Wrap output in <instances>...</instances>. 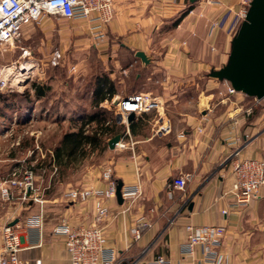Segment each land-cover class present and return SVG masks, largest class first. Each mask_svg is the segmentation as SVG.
Masks as SVG:
<instances>
[{"label": "rangeland", "instance_id": "obj_1", "mask_svg": "<svg viewBox=\"0 0 264 264\" xmlns=\"http://www.w3.org/2000/svg\"><path fill=\"white\" fill-rule=\"evenodd\" d=\"M175 1L173 0V2ZM185 1V8L174 16H170L166 23L153 31L154 38L149 51L152 50L150 54L156 55L158 59L164 55L170 46L169 40L172 31L175 29L174 21L185 10L199 8L201 0ZM205 2L212 4L215 0H205ZM165 3L168 6V3L171 2ZM241 7L242 5L239 3L237 9L227 8L223 14L214 16L212 19L228 17L224 27H220L217 32L214 31L215 33H211L209 30L208 25L211 19L207 27H204L207 30H204L203 34L202 31L199 34L190 31L193 36L196 35L197 39H200L202 50L205 41L208 40L211 50L214 51L218 45L217 36L222 31L229 37H234L239 28L233 34L229 17L238 12ZM200 11L192 15L195 22L200 17ZM147 13L148 11L145 12V15ZM91 25L85 20L47 16L39 23L25 26L20 41L14 47L0 46V70L3 66L10 67L8 72L10 74L13 72L12 77L18 75L19 69L17 68L20 64L25 62L38 63L31 78L16 84L18 78L13 80L9 77L10 83L16 85L0 89V222L4 224L9 221L11 224L17 220L21 223L19 228L20 243L26 251H29L27 249L34 244L31 241V235L37 233L39 237L40 233V230H30L25 225L29 215L33 213L42 214L43 212L42 231L45 232L47 227L51 226L42 244L48 243V238L51 239L52 243H63L61 239L52 235L53 225L66 216L72 215L74 217L76 211L83 209L81 201L69 202L70 200L66 196L67 192L77 187L92 186L83 185L88 176L99 174L98 178L101 180L102 170L109 164L114 170L113 152H111L113 149L110 151L109 147L104 150L101 148L92 150L88 147L86 156L79 155L71 162L63 161L62 166L53 161L54 149L59 145L63 135L68 131H77L85 123L87 114L96 111L92 102L98 76L106 75L115 83L116 93L112 99L103 101L100 104V109H105L108 112L107 124L111 122L110 124L114 125L115 123L114 126L118 127L119 134L122 136L128 132L129 126L120 122V117L111 102L115 98L128 97L134 92H151L152 95L159 96V98L162 96L163 109H160V113L157 110L151 112L150 116L153 119L159 118V115L162 114L166 116V119L174 122L175 119H182L186 113L193 112L200 115L205 109L206 113L211 114L208 115L210 117L226 113L230 120L232 113L240 110L233 103L235 97H231V99L229 97L228 103L222 104L221 97L225 96L221 94L222 91L225 92L224 86L221 85L223 81L210 76L211 70L215 68L203 71L202 74L190 76L200 86L191 84L187 86L184 80L188 78L184 77L180 79L182 82L179 85L173 89H166L163 72L159 71L152 74L151 63L147 67L143 66L141 60L135 55L137 50L129 49L126 34L121 37L112 32L110 25L107 29H95ZM60 30L63 31L60 32ZM184 39L186 40L187 37ZM24 49L32 50L33 59L29 60L22 56ZM56 49H60L63 53V59L57 65L54 64L52 58ZM230 51L231 43L228 46V58ZM34 85L47 88L44 97L38 98L36 96ZM243 97V102L247 106L254 103V114L246 116L248 125L254 122V129L264 131V99L256 101L255 97L246 94ZM241 104L244 105L242 102ZM208 107L210 108L207 109ZM243 115H245L244 112L237 114L238 124ZM172 121L171 123H173ZM221 125L225 126L223 122ZM84 127L87 132H91L96 127V123H86ZM232 128L229 131L237 128L234 123ZM123 142L125 148H128L127 142L124 140ZM132 143L130 146L134 145ZM18 166L21 167L20 173L22 175L26 170L33 169V181L37 190L29 194L22 187L13 186L9 190L10 194L4 195L3 188L8 186L7 181L10 180L14 168ZM142 197L143 195L140 196L139 200ZM151 206L148 205V212L141 215L150 217L155 223L150 230L157 223L156 214L161 216L158 211L155 213V207ZM261 208V215L254 224V236L256 238L259 237V233L264 232V203ZM72 221H77V219L74 217ZM84 222H86L85 219ZM129 235L132 241L140 240H134L130 232ZM260 241L264 242V238L262 237ZM1 245L2 242L0 241ZM39 247L41 248L37 249L43 248L42 245ZM159 256L162 255L157 257ZM132 260L138 259L133 258Z\"/></svg>", "mask_w": 264, "mask_h": 264}, {"label": "crops", "instance_id": "obj_2", "mask_svg": "<svg viewBox=\"0 0 264 264\" xmlns=\"http://www.w3.org/2000/svg\"><path fill=\"white\" fill-rule=\"evenodd\" d=\"M165 2L171 3L167 6ZM185 5V0H114L111 31L121 37L126 34L129 49L142 50L151 56L150 70L152 74L163 72L166 89H173L184 77L188 78L184 80L187 86H200L190 76L224 65L232 37L222 31L217 36L218 45L214 51L208 40H204L202 50L200 39L190 31L197 34L202 31L203 34L210 19L223 14L227 8L237 9L239 0H215L212 4L201 0L199 8L189 13L172 31L170 46L164 55L160 59L151 55L152 50H149L154 38L153 31ZM146 11L148 13L145 15ZM198 11L200 17L195 22L192 15ZM221 85L224 86V83ZM229 97H235L233 103L236 107L242 109L247 106L243 102V95ZM228 100L221 97L222 104L228 103ZM150 114L136 113L128 132L122 136L128 148L110 149L117 180L124 185L140 184L143 197L126 214L119 213L121 208L115 200L108 201L110 216L103 223L108 246L127 258L138 259V264H155L158 255L168 258L171 264H195L196 261L184 259L181 254L187 237L186 225H224L227 231L223 249L229 255L224 264H264V242L260 241L264 238V232L259 233L257 238L254 236V224L261 215L264 203V189L261 198L236 207L233 206V197L225 194L231 184L229 157L236 148L228 142L227 137L236 132L244 134L247 141L242 149L243 156L261 158L264 157V131L254 129V122L248 125L247 115L239 119L236 130L229 131L233 122L226 113L210 117L208 115L211 114L204 109L200 115L190 112L180 120H171L173 133L159 135L157 129L162 121L160 118L153 119ZM222 122L225 126L221 125ZM182 132L185 136L180 137ZM131 142L133 146H130ZM187 174L193 175L187 189L176 190L173 198H169L167 182L173 177ZM98 177L99 174L88 176L83 185L105 187ZM191 202H194V207L189 210ZM81 205L83 209L76 211L74 217L78 221L85 219L89 222L93 216L94 201L91 199ZM148 205L155 207V213L158 211L161 216L156 214L158 220L155 227L142 239L132 241L128 229L136 218L148 212ZM223 209H227L228 214H223ZM49 228L51 226L42 231L39 237L37 233L31 235L33 246L27 249L29 251H21L20 256L32 264L37 259H41L42 264H71L63 243H52L48 238L49 242L42 244ZM41 245L43 248L37 249ZM199 256L200 253L197 254Z\"/></svg>", "mask_w": 264, "mask_h": 264}, {"label": "built area", "instance_id": "obj_3", "mask_svg": "<svg viewBox=\"0 0 264 264\" xmlns=\"http://www.w3.org/2000/svg\"><path fill=\"white\" fill-rule=\"evenodd\" d=\"M251 2L252 0H239L242 7L229 17L233 34L246 18ZM230 12L232 11L230 10ZM114 13V0H0V46L14 47L20 41L25 26L39 23L47 16L85 20L90 22L95 29H107L114 18ZM222 18L210 20L208 26L211 33L217 32L220 27H224L228 17L224 22L225 17ZM22 56L29 60L33 59L32 50L24 49ZM52 58L54 64L57 65L63 59V53L60 49H56ZM32 63L34 64L33 68L25 70L22 68L23 64L19 65L17 74L26 73L21 77L18 75L12 77L13 72L11 74L8 72L10 67L3 66L0 70V89L8 88L31 78L34 68L38 66V63ZM9 77L13 80L18 78L16 84L10 83ZM223 83L225 92L222 91L221 94L225 95L224 99L238 94L244 96V93L238 92L229 81L225 80ZM256 101L259 99L256 98ZM111 104L115 107L120 122L128 126L127 118L131 112L143 114L157 110L160 113V109H163V102L159 100V96H154L148 92H137L128 97L115 98ZM253 111L254 103L246 108L236 110L230 118L232 122L234 121V125H237L236 116L238 113L244 112L245 115H251ZM159 118L162 122L158 126L157 132L160 135L170 134L172 132L171 121L162 114L159 115ZM179 136H185L184 132L180 133ZM244 136V134L236 132L227 137L228 142L232 146H236L229 157L231 184L225 192L226 195L233 197L234 207L247 205L251 201L261 198V192L264 189V157L243 156L242 149H244L247 141V137ZM115 148H125L122 139L116 143ZM20 168L18 166L12 171L11 178L7 181L8 186L3 188L4 195H9V190L13 186H20L29 194L37 190L33 181V169L26 170L22 175ZM192 178L193 175L187 174L170 179L166 184L168 197L173 198L176 190L185 191ZM101 180L106 184L105 187H77L66 194L69 202L72 203H76V201L83 203L92 199L94 201L92 219L89 222L72 221L74 218L66 216L54 225L52 235L63 241L71 264H137L138 260L127 258L114 247L108 246V238L103 224L110 215L108 201L113 199L118 203L116 195L118 180L114 176V170L110 164L102 170ZM121 193L124 202L118 203L121 207L120 214H126L133 209L143 192L140 184H135L123 185ZM222 213L226 215L228 210L223 209ZM43 223V212L42 214L33 213L25 221L28 229L40 230V236ZM154 224L150 217L141 216L136 219L129 232L134 240H139ZM20 227V222L13 225L9 221L4 224L0 222V241L2 242L0 264H32L20 256V252L24 249L20 243ZM186 231L187 239L181 250L184 259H192L196 261L195 264H224L225 261L227 262L229 255L223 249L226 226L188 224ZM198 253H200L199 257H197ZM35 264H42V260L37 259ZM155 264H171V262L166 257L159 256L155 259Z\"/></svg>", "mask_w": 264, "mask_h": 264}, {"label": "water", "instance_id": "obj_4", "mask_svg": "<svg viewBox=\"0 0 264 264\" xmlns=\"http://www.w3.org/2000/svg\"><path fill=\"white\" fill-rule=\"evenodd\" d=\"M135 55L145 67L152 62L151 56L142 50L136 51ZM210 76L220 81H229L238 92L259 100L264 99V0H252L246 18L232 38L228 61L221 68L212 69ZM135 117L136 113L131 112L127 118L128 123ZM121 138L122 134H117L109 139V148L115 149ZM122 186L123 182L119 181L116 195L120 204L124 202ZM193 207L194 202H191L189 210Z\"/></svg>", "mask_w": 264, "mask_h": 264}, {"label": "trees", "instance_id": "obj_5", "mask_svg": "<svg viewBox=\"0 0 264 264\" xmlns=\"http://www.w3.org/2000/svg\"><path fill=\"white\" fill-rule=\"evenodd\" d=\"M192 9L185 10L173 23L176 28L182 20L190 13ZM93 105L96 111L87 114L85 123L77 131L66 132L59 145L54 149L53 161L59 166H62L63 161H73L75 157L81 155L86 156L88 147L92 150L106 149L109 147L108 139L119 134L118 127L108 123L109 116L105 109H100V104L106 99H112L116 93L115 83L106 75L98 76L94 88ZM35 94L38 98L44 97L47 88L39 85H34ZM136 93V92H134ZM248 96V95H247ZM254 112V111H253ZM254 114V113H253ZM252 114V115H253ZM96 123V127L87 132L84 128L85 124ZM34 170L35 167H34Z\"/></svg>", "mask_w": 264, "mask_h": 264}, {"label": "bare ground", "instance_id": "obj_6", "mask_svg": "<svg viewBox=\"0 0 264 264\" xmlns=\"http://www.w3.org/2000/svg\"><path fill=\"white\" fill-rule=\"evenodd\" d=\"M33 64L31 63V62H27V63H25V64H23L22 65V68H23V70H25V69H31V68H33ZM22 70V71H23ZM24 74H26V73H23V72H20L19 74H18V76H23ZM159 100H160V98H159Z\"/></svg>", "mask_w": 264, "mask_h": 264}]
</instances>
